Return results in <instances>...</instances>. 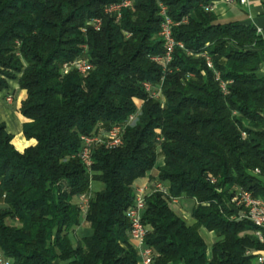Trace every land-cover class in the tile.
<instances>
[{
	"label": "trees",
	"instance_id": "trees-1",
	"mask_svg": "<svg viewBox=\"0 0 264 264\" xmlns=\"http://www.w3.org/2000/svg\"><path fill=\"white\" fill-rule=\"evenodd\" d=\"M218 1L130 0L117 21L105 10L119 0H0V92L10 81L26 92L23 136L35 142L17 152L0 123V252L11 264H138L126 212L154 170L168 196L149 194L142 213L152 264H257L264 243L232 200L239 190L264 201V40L219 24L206 10ZM160 5L183 47L165 68L152 60L165 54ZM79 58L91 70L65 72ZM137 112L119 147L93 148L87 171L81 137ZM170 198L193 203L192 226ZM82 222L92 234L73 244ZM202 229L215 235L210 249Z\"/></svg>",
	"mask_w": 264,
	"mask_h": 264
},
{
	"label": "built area",
	"instance_id": "built-area-1",
	"mask_svg": "<svg viewBox=\"0 0 264 264\" xmlns=\"http://www.w3.org/2000/svg\"><path fill=\"white\" fill-rule=\"evenodd\" d=\"M225 3H232L234 0H223ZM256 0H238V4L245 8L250 3ZM131 7L130 0H119V3L113 4L106 8V15H114L116 20L120 19V13L122 9H126ZM160 8V16L162 18V22L160 25L159 37L162 39L164 43L165 54L163 57H156L152 60L162 65L164 68L171 62L173 49L175 46L179 48H183L182 45L176 44L172 37V28L175 26L169 17H167L166 8L162 5ZM215 9V3L206 7L208 12H213ZM90 25L93 26L95 30H99L101 26L100 20L93 21ZM207 68L212 69V65L209 59H206ZM69 69H75L81 75H86L91 70V65L85 58H79L74 61L70 65H65L64 70L67 72ZM144 89L147 93L151 94V97L157 99L160 96V92L152 93V88L149 85H144ZM221 89L224 93H226L225 86L222 84ZM6 101L11 102L10 98H7ZM140 112L130 116L128 120L121 126H114L108 133L102 136L95 137H81L82 149L77 156L83 166L87 171L90 172V168L92 166L91 163V154L92 150L95 146L99 144H105L109 148H116L122 144L121 137L123 131L128 126H133ZM258 173V171H256ZM214 181L212 180L211 183ZM151 193H160L163 196H168L167 189L161 185L160 183H154L151 190L145 186H137L135 188L134 194V202L133 205L126 212V219L129 222V239L131 243H133L135 249L139 254V262L138 264H152L153 263V254L149 248L144 246V242L147 235V229L142 223V213L145 209V201L146 197ZM179 200L171 199L170 203L172 206H176ZM232 204H234L237 208L241 209V216L244 220L253 224L256 228L254 232V237L260 242L264 243V201L260 199H254L249 193L239 191L235 198L232 200ZM88 208V198L82 196L79 199V209L83 215H85ZM0 264H11L0 252ZM257 264H264V253H261L257 257Z\"/></svg>",
	"mask_w": 264,
	"mask_h": 264
},
{
	"label": "crops",
	"instance_id": "crops-1",
	"mask_svg": "<svg viewBox=\"0 0 264 264\" xmlns=\"http://www.w3.org/2000/svg\"><path fill=\"white\" fill-rule=\"evenodd\" d=\"M213 13L216 15L219 24L225 25L228 23H239L243 26H251L262 37V40H264V0H256L245 8H242L238 4V0H234L232 3H225L221 0L215 2V9ZM260 75L264 77V56H262ZM7 98H10L11 102L8 103L6 101ZM25 99L26 92L19 90L17 81L8 82V89L0 92V123L4 124L6 132L13 137L12 145L19 153H23L25 149L35 145L34 141H26L23 136V125L28 121L21 116L19 110L21 103ZM156 174V172L148 174L145 179L138 181L136 185L145 186L150 191L154 184L151 179L156 177ZM93 184H95L96 187H94ZM103 189L104 187L100 183H91L90 185V190L94 193L101 192ZM183 220L189 226H192L194 223L191 218L189 222H187L184 218ZM91 234L92 232L89 225L82 222L81 225L74 231V235L71 236V239L73 244H75L78 239L90 237ZM205 236L206 238L203 236L204 241L210 249L214 242V234L207 233ZM131 244L133 245V243ZM54 264L63 263L57 261L54 262Z\"/></svg>",
	"mask_w": 264,
	"mask_h": 264
},
{
	"label": "rangeland",
	"instance_id": "rangeland-1",
	"mask_svg": "<svg viewBox=\"0 0 264 264\" xmlns=\"http://www.w3.org/2000/svg\"><path fill=\"white\" fill-rule=\"evenodd\" d=\"M222 24H224V23H222ZM157 99L162 104L164 103V99L162 97H158ZM161 163H162L161 158H159L157 165H161ZM153 172L155 173V170ZM93 186L96 187L95 184H93ZM238 192H239V190H237V193ZM192 206H193L192 202H190L188 200H185V201L182 200V201H179L178 204H176V206L174 205L172 208H173V210L177 216L184 218L187 222H189V220L191 218L190 216H191ZM235 208H237V207L235 206ZM237 209H239V208H237ZM206 234H207V232H205L203 229L200 230V235L202 236L203 239H204V237L206 238V236H205ZM214 237H215V235H214ZM206 240H208V239H206ZM214 240H215V238H214Z\"/></svg>",
	"mask_w": 264,
	"mask_h": 264
}]
</instances>
